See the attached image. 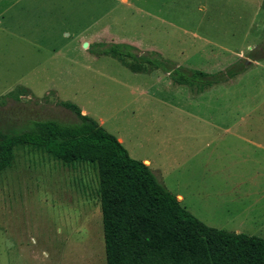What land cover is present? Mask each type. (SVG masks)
<instances>
[{
  "label": "rangeland",
  "instance_id": "1",
  "mask_svg": "<svg viewBox=\"0 0 264 264\" xmlns=\"http://www.w3.org/2000/svg\"><path fill=\"white\" fill-rule=\"evenodd\" d=\"M88 24L107 36L79 39ZM119 43L156 64L99 53ZM64 102L149 159L205 224L264 237L263 148L212 141L264 128V0H0V134L76 122ZM0 264H105L92 163L15 148L0 173Z\"/></svg>",
  "mask_w": 264,
  "mask_h": 264
},
{
  "label": "trees",
  "instance_id": "2",
  "mask_svg": "<svg viewBox=\"0 0 264 264\" xmlns=\"http://www.w3.org/2000/svg\"><path fill=\"white\" fill-rule=\"evenodd\" d=\"M127 44H101L99 53L132 58L128 67L156 61L137 57ZM205 77L202 71L187 73ZM184 77V75H180ZM77 121L34 120L30 129L0 134V173L21 145L41 148L64 164L92 163L97 170L105 264H264V237L222 230L190 213L122 143L68 102Z\"/></svg>",
  "mask_w": 264,
  "mask_h": 264
},
{
  "label": "crops",
  "instance_id": "3",
  "mask_svg": "<svg viewBox=\"0 0 264 264\" xmlns=\"http://www.w3.org/2000/svg\"><path fill=\"white\" fill-rule=\"evenodd\" d=\"M105 11H107L106 9L101 11L98 16L94 19H87V21L93 23L94 21H101V17L102 15L105 14ZM104 13V14H103ZM90 27V24L85 25V27H83L82 30L78 31L76 36L79 37V39H83L86 37H90V36H107L106 32L107 27L105 24L103 25H99V27ZM89 28V29H88ZM92 33H94L92 35ZM240 118H243V116H240ZM202 130V129H201ZM219 131H215V133H218V135H214V137L212 136V141H217V137L219 136V133L222 134H231L232 140L234 141H241V143H243L244 146H246L248 149H254V148H263L264 150V145H262L260 138L258 136L255 135H261L262 133H264V128H248V127H234V126H228V127H224V128H220L217 129ZM203 132V131H202ZM216 136V137H215ZM258 153V152H257ZM259 156H261V154H258ZM142 161L146 164L149 163V159L147 158H142ZM177 199L180 201L182 200V195L179 193L174 194ZM234 231H240L239 228H234Z\"/></svg>",
  "mask_w": 264,
  "mask_h": 264
},
{
  "label": "water",
  "instance_id": "4",
  "mask_svg": "<svg viewBox=\"0 0 264 264\" xmlns=\"http://www.w3.org/2000/svg\"><path fill=\"white\" fill-rule=\"evenodd\" d=\"M83 46H84V47L87 46V42H84V43H83Z\"/></svg>",
  "mask_w": 264,
  "mask_h": 264
}]
</instances>
